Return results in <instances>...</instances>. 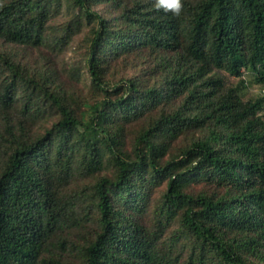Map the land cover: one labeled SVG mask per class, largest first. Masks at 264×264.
<instances>
[{
  "label": "trees",
  "instance_id": "1",
  "mask_svg": "<svg viewBox=\"0 0 264 264\" xmlns=\"http://www.w3.org/2000/svg\"><path fill=\"white\" fill-rule=\"evenodd\" d=\"M156 2L0 0V264H264V0Z\"/></svg>",
  "mask_w": 264,
  "mask_h": 264
},
{
  "label": "rangeland",
  "instance_id": "2",
  "mask_svg": "<svg viewBox=\"0 0 264 264\" xmlns=\"http://www.w3.org/2000/svg\"><path fill=\"white\" fill-rule=\"evenodd\" d=\"M94 10H96L97 12H101L103 14V8L102 7H95ZM70 15L67 14L66 11V6L62 5V8L58 11V13L56 15H54V17L51 19L50 21V26L52 27V29L54 28H59L61 25L65 24L68 19H69ZM87 29H84V31L80 34H77L72 41L70 42V44L63 49L61 52H55V53H51L50 50H43L42 52L47 55L48 57H51L52 60H54L55 66L58 69L59 72H61V80H63L66 84H70L71 82L73 83V80H70L68 78L69 72H71L72 68H75L77 66H79L80 64L82 65V60L84 57V53H85V42H84V36L85 33H87L86 31ZM29 55L30 60L34 59L37 56V51L34 50H29L28 52H20V55ZM84 69V68H83ZM81 70V75L83 76L84 70ZM245 78L247 80V82H252V76L250 73L245 74ZM86 82V86L83 85ZM87 82L86 79L85 81L81 80L80 83H78L77 87H79V89L81 88H85V92H86V88L87 86ZM75 84V83H74ZM250 86L248 87V89L245 91V97L247 98H253L256 96H260V94L262 93V88L259 87L258 85L255 84H249Z\"/></svg>",
  "mask_w": 264,
  "mask_h": 264
},
{
  "label": "clouds",
  "instance_id": "3",
  "mask_svg": "<svg viewBox=\"0 0 264 264\" xmlns=\"http://www.w3.org/2000/svg\"><path fill=\"white\" fill-rule=\"evenodd\" d=\"M156 9L163 8L166 12L171 11L173 15L178 16L183 8L181 0H157L155 4Z\"/></svg>",
  "mask_w": 264,
  "mask_h": 264
}]
</instances>
